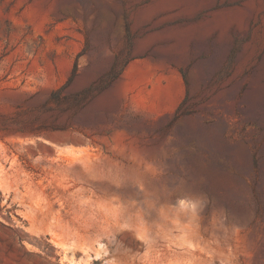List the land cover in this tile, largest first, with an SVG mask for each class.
Instances as JSON below:
<instances>
[{
  "label": "rangeland",
  "instance_id": "374dc122",
  "mask_svg": "<svg viewBox=\"0 0 264 264\" xmlns=\"http://www.w3.org/2000/svg\"><path fill=\"white\" fill-rule=\"evenodd\" d=\"M144 199L264 264V0H0V264L145 263Z\"/></svg>",
  "mask_w": 264,
  "mask_h": 264
},
{
  "label": "bare ground",
  "instance_id": "6f19581e",
  "mask_svg": "<svg viewBox=\"0 0 264 264\" xmlns=\"http://www.w3.org/2000/svg\"><path fill=\"white\" fill-rule=\"evenodd\" d=\"M197 205V201H189L186 199L177 201L178 209L184 216L192 215L193 209ZM152 209L151 200L144 199L141 201L137 220L139 221V228L144 230L143 233H145L144 237L146 238V251L143 256L145 260V263L143 262L144 264H164L168 259L173 257L177 258L181 255H187L192 258H203V252L209 251L208 246L198 242L199 236L194 229L189 230L188 236L190 240L187 244L178 242L174 238V232L172 230H166L165 227L159 230L156 229L153 226L156 218ZM106 215H109V213H106ZM193 241L197 243L194 244ZM71 261L74 262V259L71 258Z\"/></svg>",
  "mask_w": 264,
  "mask_h": 264
}]
</instances>
